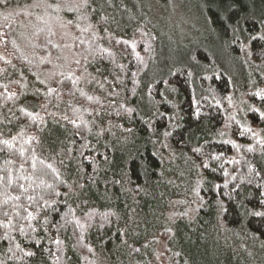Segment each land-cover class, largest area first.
Segmentation results:
<instances>
[{
    "label": "trees",
    "instance_id": "1",
    "mask_svg": "<svg viewBox=\"0 0 264 264\" xmlns=\"http://www.w3.org/2000/svg\"><path fill=\"white\" fill-rule=\"evenodd\" d=\"M176 1L0 4V264H264V0Z\"/></svg>",
    "mask_w": 264,
    "mask_h": 264
},
{
    "label": "rangeland",
    "instance_id": "2",
    "mask_svg": "<svg viewBox=\"0 0 264 264\" xmlns=\"http://www.w3.org/2000/svg\"><path fill=\"white\" fill-rule=\"evenodd\" d=\"M179 1H183V0H179ZM168 9H169V15L166 14V16H164V20H166V22L168 23H175L176 20L173 17H179V14L180 16H183V22L186 21L185 17H187L188 19H191V15L189 13L184 12V11L180 12L178 10V3L176 0H169ZM163 13L165 14L167 13V11H164ZM171 20H173L174 22L173 21L171 22ZM180 22L183 23L182 21ZM167 30L169 31L170 29H167ZM157 238L158 239H156V242H155L156 257H155V262L153 264H169V260L168 258H166V252L168 251L166 247V241L161 239V234Z\"/></svg>",
    "mask_w": 264,
    "mask_h": 264
},
{
    "label": "snow or ice",
    "instance_id": "3",
    "mask_svg": "<svg viewBox=\"0 0 264 264\" xmlns=\"http://www.w3.org/2000/svg\"><path fill=\"white\" fill-rule=\"evenodd\" d=\"M85 2H87V0H85ZM6 3H7V0H0V4H6ZM256 95L259 96L260 93H256ZM257 111H258V110H257ZM30 115H31V114H30ZM259 119H260V120H264V113H260V114H259ZM248 131H251V129H248ZM5 143H7V141H5ZM195 151H198V150H195ZM206 166H207V165H205V167H206ZM10 182H11V181L9 180V183H10ZM21 187H23V185H21ZM57 195H59V193H57ZM16 199H19V197H16ZM28 199H29V200H32L33 197L29 196ZM5 215H7V213H5ZM256 215H261V213H256ZM28 218H29V219L34 218V217L32 216V213H28ZM77 224H79V221H77ZM57 243H59V241H57ZM29 255H31V253H29Z\"/></svg>",
    "mask_w": 264,
    "mask_h": 264
}]
</instances>
